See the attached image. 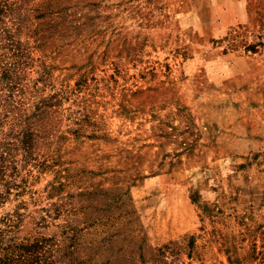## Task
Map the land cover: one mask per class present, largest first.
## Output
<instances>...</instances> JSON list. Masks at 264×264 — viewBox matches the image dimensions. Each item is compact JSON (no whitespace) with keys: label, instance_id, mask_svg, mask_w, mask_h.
<instances>
[{"label":"rangeland","instance_id":"rangeland-1","mask_svg":"<svg viewBox=\"0 0 264 264\" xmlns=\"http://www.w3.org/2000/svg\"><path fill=\"white\" fill-rule=\"evenodd\" d=\"M3 1L2 245L264 264V0Z\"/></svg>","mask_w":264,"mask_h":264},{"label":"trees","instance_id":"trees-1","mask_svg":"<svg viewBox=\"0 0 264 264\" xmlns=\"http://www.w3.org/2000/svg\"><path fill=\"white\" fill-rule=\"evenodd\" d=\"M2 2L0 12L7 9ZM73 262H71L72 264ZM0 264H61L50 243L45 240L22 238L2 245L0 241Z\"/></svg>","mask_w":264,"mask_h":264}]
</instances>
